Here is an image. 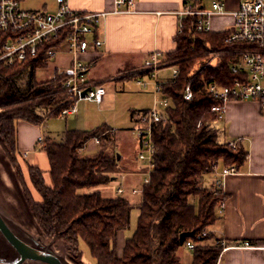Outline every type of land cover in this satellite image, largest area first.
<instances>
[{"label": "trees", "instance_id": "trees-1", "mask_svg": "<svg viewBox=\"0 0 264 264\" xmlns=\"http://www.w3.org/2000/svg\"><path fill=\"white\" fill-rule=\"evenodd\" d=\"M197 20L196 15L184 19L176 48L161 59L162 63L176 65L179 74L164 84V93L171 99L168 120L155 125L151 178L144 185L138 224L122 256L117 254L116 240L119 230L130 225L133 206L128 197L82 191L109 183L119 171L117 155L109 154L104 143L93 155L79 153L94 136L107 140L111 127L103 124L91 131L70 129L63 142L46 141L42 148L48 155L52 182L40 167L29 165V181L41 197L34 199L19 165L16 122L25 119L40 124L47 117L61 115L74 100L64 91L65 76L59 73L41 87L34 80L27 92L17 85L16 77L26 69H32L34 75L37 68L48 65L51 59L46 47L37 57L12 65L0 62V108L28 100L20 107L0 110V144L18 169L29 208L46 230L58 223L76 243L82 238L95 264H155L158 258L161 264H181L178 250L189 240L195 244L191 264H216L222 245L214 234L203 235V231L217 220L216 205L225 193L221 189L214 194L201 183L219 160H223L221 167L239 168L248 152L220 140V131L214 125L217 117L211 109L218 101L208 87L234 81L231 64L241 55L237 48L249 44L227 43L228 30L199 32L195 28ZM5 40L6 35L0 33V45ZM211 54H216V63L209 59ZM188 85L193 90L191 99L184 96ZM38 107L42 110L37 111Z\"/></svg>", "mask_w": 264, "mask_h": 264}, {"label": "crops", "instance_id": "crops-1", "mask_svg": "<svg viewBox=\"0 0 264 264\" xmlns=\"http://www.w3.org/2000/svg\"><path fill=\"white\" fill-rule=\"evenodd\" d=\"M54 1L55 8H57V1ZM135 1L133 12H111L100 18L97 34L104 43L97 51L85 55L93 63L88 71L90 80L101 82L104 85L106 80L116 75L115 79L131 73L138 78L149 76L145 61L155 52H159L161 59H164L168 52L176 48L181 19L178 12L183 5L192 2L197 6L210 7L214 0L210 2L209 0ZM220 1L229 10L236 9L240 4V0ZM68 2L72 8L83 12L111 11L114 8V0H68ZM44 5L47 6V3ZM232 22V15H216L212 18L211 25L213 31H223L229 28ZM70 59V55L62 54L59 61H56L57 68L61 64H68ZM172 66L167 64L162 67L158 71V78L165 81L170 80L172 75L162 77L161 73ZM123 68L128 72H120ZM119 74L121 76H118ZM144 88H146L144 91L153 93L156 99L157 95L152 81ZM155 99H153L154 102ZM134 115L135 113L131 115V118ZM49 118L47 117L40 124L25 119H18L16 122L19 160L24 173L29 165H35L48 174L50 163L42 147L46 141L60 143L65 140L68 130L62 133L50 131L46 125ZM224 122L227 126V133L222 140L227 142L241 138L242 147L248 155L239 168H236V172L225 176L224 211H219L218 202L216 205L218 218L206 230L218 239H224L229 243V247L220 253L222 264H264V114L257 100L231 99L227 103ZM110 131L115 132L112 128ZM119 159L121 156L118 161ZM223 168L219 167L217 172L211 175L212 177H206L205 184L212 186ZM25 179H27V173H25ZM132 189L134 188H131L129 192L134 194ZM0 202L15 217L27 221L31 219L22 198L21 183L1 144ZM129 237L125 239L123 248ZM245 241H249L252 246H245ZM189 250L192 262L193 251ZM179 255L182 262V254Z\"/></svg>", "mask_w": 264, "mask_h": 264}, {"label": "built area", "instance_id": "built-area-1", "mask_svg": "<svg viewBox=\"0 0 264 264\" xmlns=\"http://www.w3.org/2000/svg\"><path fill=\"white\" fill-rule=\"evenodd\" d=\"M57 9L49 11L45 9H25L21 6V0H0V33L6 35V40L0 45V62L12 65L17 61H24L30 57H37L42 48L50 59L58 55H70L68 64H61L56 73L65 76L62 87L68 93L74 103L62 110V115L76 111L78 101L82 99L101 103L106 94V88L101 82L92 81L88 77V71L92 66V60L85 57L89 52L100 49L104 41L98 36L100 18L108 13H128L135 11V0H114V8L111 11L83 12L70 6L68 0H56ZM181 16L179 32L184 28V19L190 15H196L195 24L197 31H213L212 18L216 15H232L233 22L226 37L227 43L246 42V48H237L240 58L231 64V71L236 75L231 84H210L208 89L218 101L212 106V111L217 119L226 115L227 103L231 99H254L260 104L264 114V0H240L236 9L229 10L220 0H214L210 7L197 6L187 2L179 10ZM178 32V33H179ZM167 64L161 62L159 52L153 53L146 61L147 74L150 80L138 79V83L147 86L150 81L154 84L157 95L152 108L144 109L133 116L134 131L139 144L138 157L147 163L146 172L151 178L156 154L154 141V128L158 123L168 120L167 108L171 105L170 97L164 93L165 80L158 78V71ZM171 79L179 74V68L173 65ZM186 99L193 97L190 85L185 89ZM201 123H199L200 125ZM94 143H100V136L93 137ZM233 149L242 146V139L236 138L227 141ZM236 172L234 166L224 167L220 176L215 180L214 194L223 190L224 178L228 174ZM144 185L141 188L132 189V193L143 194ZM119 193L124 189L119 188ZM219 211H224V200L218 203ZM208 234L205 229L203 235ZM222 250L229 247L224 239H219ZM187 247L194 249V242L187 241ZM245 246H252L249 241ZM221 253V252H220ZM220 255L216 264H222Z\"/></svg>", "mask_w": 264, "mask_h": 264}, {"label": "rangeland", "instance_id": "rangeland-1", "mask_svg": "<svg viewBox=\"0 0 264 264\" xmlns=\"http://www.w3.org/2000/svg\"><path fill=\"white\" fill-rule=\"evenodd\" d=\"M211 0H209L210 2ZM47 3V6L44 4ZM21 6L25 9H47L49 11H55V1L54 0H21ZM216 54H211L209 59L211 62L216 63L217 58ZM61 54L55 58H52L48 65L37 68L34 72L32 69H26L21 74L16 77V83L21 89L22 92H27L31 83L34 80L37 82L38 86H43L50 80L52 77L56 75L57 69V62ZM57 61V62H56ZM173 68L170 67L165 69L161 75L163 76H170L173 74ZM122 73H127L124 68L121 69ZM118 74V73H117ZM129 74V73H128ZM34 76V77H33ZM117 76V75H116ZM111 77V79L106 80L104 83V87L107 90V93L104 96V100L101 103L82 99L78 101L76 105V111L72 115H58V116H51L47 122V128L49 127L50 131L55 133L59 132L62 133L65 130L70 129H78L84 131H91L100 125L107 124L115 132H108L106 135L107 140H102L100 137V143H94L93 137L89 139L83 146L82 149H79V153L84 155H93L100 149V144L104 143L107 146V151L109 154L120 155L121 159H119V171L116 174V177L112 179L107 184H100L90 188H85L82 191L85 192H93V191H100L103 195L108 197H113L117 195H124L128 196L130 204L132 203V210H131V221L129 227L123 230H119L116 240V251L119 256L123 255L124 248L123 244L125 239L129 236H132L137 224L138 218L140 214L139 204L141 198L143 197L142 193L131 194L129 190L131 188H141L142 185L145 183L146 178L148 177V173L146 172L147 163L142 161L138 157L139 146L136 137V132L134 131V121L131 118L132 113L135 114L143 108H152L154 106L155 95L152 93L144 91L146 86L140 85L138 83V79L141 80H150L152 79L150 76L146 77H136L133 73L122 76L119 79H115V77ZM118 76H121L120 74ZM39 98H36V102L39 101ZM34 100V101H35ZM0 101H2L0 99ZM28 101V100H27ZM27 101L19 102L18 104H6L0 108V110H11L12 108L20 107L21 105H25ZM37 111H41V108H35ZM225 117L222 119H217L214 122V125L220 131V140L224 139L227 133V126L225 124ZM102 141V142H101ZM236 150V149H235ZM6 153V152H5ZM7 155V153H6ZM12 169L17 174V177L21 183V187L24 192V185L19 178L18 169L13 164L9 156L7 155ZM222 161L219 160L218 164L215 165L214 171L212 173H208L205 175L201 187L205 189H211L214 191L215 187V179L212 183V186L205 184V178L211 176L212 174L216 173L219 167L222 166ZM19 165L24 172L21 161L19 160ZM27 170L25 173H27ZM24 173V175H25ZM49 179V183L52 182L50 178V173L45 174ZM212 177V176H211ZM27 184L30 189L33 190L34 199L41 200L40 194L35 192L33 186L31 185L28 175H27ZM145 185V184H144ZM123 187L125 191L123 193H119L118 189ZM198 198V196H196ZM34 216V215H33ZM35 217V216H34ZM22 225H17L15 228L19 232H23V236L29 239H37L38 241L46 244H50L51 248L55 250L57 253L65 259L67 264H95V259L92 257L90 250L82 238H79L78 243L70 239L68 234L65 232V229L61 228L58 223L54 224L52 227L49 226L48 230L43 228L39 221L29 220L27 221L24 219ZM123 249V250H122ZM123 251V252H122ZM179 254L182 255V262L181 264H190L191 262V252L188 249L187 245L182 246L179 249ZM155 264H161V260L158 258Z\"/></svg>", "mask_w": 264, "mask_h": 264}, {"label": "water", "instance_id": "water-1", "mask_svg": "<svg viewBox=\"0 0 264 264\" xmlns=\"http://www.w3.org/2000/svg\"><path fill=\"white\" fill-rule=\"evenodd\" d=\"M22 198L32 221L35 220L23 189ZM22 222L24 220L15 217L0 202V264H67L50 244L24 237L22 234L25 231L19 232L15 228L22 225ZM190 234L191 232L182 233V235Z\"/></svg>", "mask_w": 264, "mask_h": 264}]
</instances>
